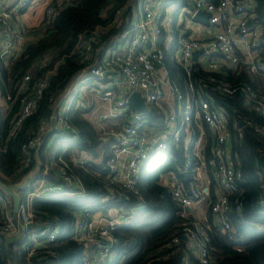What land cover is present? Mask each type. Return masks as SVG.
I'll use <instances>...</instances> for the list:
<instances>
[{"label":"built area","instance_id":"built-area-1","mask_svg":"<svg viewBox=\"0 0 264 264\" xmlns=\"http://www.w3.org/2000/svg\"><path fill=\"white\" fill-rule=\"evenodd\" d=\"M75 1L53 0L48 3L45 7V24L53 22L63 8ZM36 2L0 0V73L3 63L7 64L19 56L28 42L37 37L23 30L25 25L16 22L20 21L17 18L19 13L28 6L32 8ZM257 6L258 0H137V10L131 16L130 24L103 47L98 46L100 40L97 33L81 34L76 52L83 68L67 89L50 97L53 113L39 121L33 135L22 145L23 166L30 164L34 152L40 149L49 131H57L58 135H68L72 139L78 137L76 128L68 118L72 100L69 90L72 86L74 91L79 86L95 88L92 94L109 102V112L102 113L97 121L101 123L103 139L112 141V153L106 162L111 184L137 193L138 175L143 163L168 149L171 143H180L182 137L185 138V150L197 156L199 164L194 169L189 190L177 174L167 176L165 185L183 208L182 215L188 219L182 227V235L175 236L170 244H179L186 237L189 250L202 264L212 262L208 248L212 227L220 226L223 233L234 235L229 212L233 205L238 213L242 212L243 207L239 198L231 199L244 181L237 167L239 162L234 159L232 143L234 138L243 136L244 125L252 126L264 137V124L236 117L231 120L226 104L216 101L207 88L226 97L239 95L248 110L256 111L264 118V94L245 80L229 81L225 78L227 74H245L264 80V23L257 14ZM199 13H204L206 19H196ZM167 56L182 67L187 76L184 91L170 80L164 64ZM197 68L206 76L193 77ZM52 72L33 84V74L28 73L18 83L17 93L22 95V103L13 116L11 136L36 112L37 101L49 87ZM134 92L142 93L147 111L154 107L165 115L163 130L149 127L145 116L147 111L132 108L129 97ZM167 96L173 98L169 103L165 100ZM8 100L3 99L4 111L9 110ZM78 107L84 111L92 107L84 94L80 96ZM110 119L121 120L123 124L107 130L102 123ZM201 125L207 129L212 141V182L215 184L216 199L209 205L213 215L211 225L206 224L207 219L203 222L197 210L194 211L198 203L207 201L210 192L209 187L202 185L200 175L208 163L200 148L201 133L196 135L197 126ZM201 131L204 133V130ZM195 146L199 148L196 152ZM5 149L6 146H0V151ZM64 152L58 155L53 153L46 164L41 162L45 165L43 176L22 199L17 213L13 209V199L0 192V233L15 238L24 232L29 259L37 255L47 258L53 254L50 246L58 241L61 233V227L56 222L43 220L34 212L33 199L74 192L87 193L80 176L71 170ZM90 156L83 152L77 158L71 157V160L75 165L86 167L95 161ZM191 165L192 161L188 159L182 173H188ZM53 166L57 167L63 183L46 179ZM67 187L75 191L67 192ZM134 215L135 210L123 211L115 207L108 212L78 213L73 239L84 247L82 264H107L113 261L117 256L116 233ZM22 224L25 225L24 229ZM30 224L41 225L42 229L27 227ZM184 264H192L189 254L184 255Z\"/></svg>","mask_w":264,"mask_h":264},{"label":"trees","instance_id":"trees-1","mask_svg":"<svg viewBox=\"0 0 264 264\" xmlns=\"http://www.w3.org/2000/svg\"><path fill=\"white\" fill-rule=\"evenodd\" d=\"M136 10L137 0H76L63 8L53 22L45 24L19 56L2 64L0 146H6V149L0 151V179L11 184L20 182L31 171L35 172L27 188L20 191L23 199L42 178L44 164L52 159L53 153L58 155L66 149L64 155L69 160L70 168L80 176L87 193L35 197L32 201L34 212L43 220L56 222L61 227L58 241L50 246L54 253L47 258L37 255L29 259L24 232L15 238L0 233V264H82L84 247L73 239L78 213L108 212L113 207L123 211L135 210V215L127 225L118 229L117 256L107 264H184L186 254L191 256L192 264H202L189 250L187 240L170 244L175 236L182 235V227L188 219L182 215L183 208L173 198L169 187L162 184V179L175 173L184 187L190 188L194 169L199 164L197 156L185 150L184 137L180 143H171L168 149L145 161L138 175V192H129L111 184L107 177L106 162L112 153V141L103 139L87 118L88 110H80L76 102H72L68 118L76 128L78 137L72 139L68 135H58L57 131H49L40 149L34 152L30 164L24 167L22 163V145L33 135L39 121L53 113L50 97L67 89L83 68L76 52L79 36L95 32L99 35L98 46L103 47L130 24ZM257 14L264 23V0H258ZM262 55L264 57V48ZM164 64L170 80L184 91L187 76L183 68L170 56L165 58ZM48 72H52L50 85L37 101L36 112L11 136L12 119L22 103V95L17 93L18 83L25 74L32 73L33 84ZM198 76L204 77L206 74L197 68L193 77ZM225 78L229 81L245 80L264 94V80L259 76L253 79L245 74H227ZM207 90L216 101L231 106L227 107L231 120L236 117L264 124V118L258 112L248 110L239 95L226 97L209 88ZM3 99L9 101L8 111L2 108ZM145 116L147 124L154 130H163L166 125L165 115L158 108L151 107ZM232 148L244 181L231 199L239 198L243 207L242 212L238 213L233 205L229 212L234 235L212 227L208 242L212 262L209 264H264V137L252 126L244 125L243 136L234 138ZM71 151L78 154L86 152L95 161L86 167L75 165L71 160ZM204 154L206 161L211 163L213 155L209 144ZM188 159L192 165L188 173L183 174ZM152 160H156V165L149 168ZM56 168L53 166L50 169L46 179L61 184L63 180ZM213 187L209 192V205L216 199ZM66 191L75 190L67 187ZM0 192L5 193L2 189ZM212 222L213 215L209 210L206 224L211 225Z\"/></svg>","mask_w":264,"mask_h":264},{"label":"crops","instance_id":"crops-1","mask_svg":"<svg viewBox=\"0 0 264 264\" xmlns=\"http://www.w3.org/2000/svg\"><path fill=\"white\" fill-rule=\"evenodd\" d=\"M53 0H37V2L33 5L32 8H30L29 10L25 11L24 10L21 12L22 15L19 16L20 20L24 19L25 16L27 15L28 17V14L33 10V13L32 15H34L33 17V22L35 23L34 24H29L27 22V26L24 27L23 30L27 31L28 33L32 34V35H38V31L41 29V28H44V25H45V7L47 6L48 3H51ZM24 12V13H23ZM20 14V13H19ZM36 14V15H35ZM18 18V16H17ZM27 20V18H25ZM16 22H19V21H16ZM21 23V22H20ZM17 24V23H16ZM23 24V23H22ZM24 25V24H23ZM27 27H28V30H27ZM20 29V28H19ZM29 38V37H26V39ZM24 45V44H23ZM10 61V60H9ZM80 87V86H79ZM77 88L75 89V91L73 92V94L71 95V103L72 102H76V105H78L79 103V100H80V96L82 95V91H81V88ZM78 94V95H77ZM94 95V94H92ZM79 96V97H77ZM168 98V96L166 97ZM171 101V99H167V102L169 103ZM2 103L4 104V102L2 101ZM1 103V104H2ZM171 105V104H170ZM170 108H173V107H170ZM91 110V109H90ZM89 110V111H90ZM93 112V111H92ZM86 113V116L87 118H89L91 120V116H95L96 113ZM198 127V128H197ZM197 130H196V135L200 132V148L202 150V152L204 153V150L206 149V146L209 144L210 145V149H211V146H212V141H211V136L210 134L208 133L207 129L204 127V125H201V126H197ZM204 130V133L203 131ZM196 137V136H195ZM196 141V140H195ZM202 143V145H201ZM197 151L199 150V148H197V146L194 147V151ZM195 151V152H196ZM205 155V154H204ZM35 175V172H33ZM212 174H213V165H211V163H207V167H205L200 175H201V182L203 183L202 185L206 188V187H213L215 184L212 179ZM32 175V177H33ZM31 177V179H32ZM167 176H165L163 179H162V184L165 185L166 183V180H167ZM30 179V180H31ZM214 188V187H213ZM189 190V188H187ZM214 190V189H213ZM214 195H215V192H214ZM216 196V195H215ZM211 202V200L209 199V196H208V199L207 201H204L205 204H202L201 202L197 204V206L195 207V209L197 210V214L201 217L202 221L206 222V219H207V212H208V209H209V203ZM208 204V206H207ZM204 207V208H203Z\"/></svg>","mask_w":264,"mask_h":264},{"label":"rangeland","instance_id":"rangeland-1","mask_svg":"<svg viewBox=\"0 0 264 264\" xmlns=\"http://www.w3.org/2000/svg\"><path fill=\"white\" fill-rule=\"evenodd\" d=\"M31 6H28L24 9V12L29 10ZM23 12V13H24ZM33 13V10L28 14V17L27 15L25 16V18H27V20L24 18L22 20H20L19 22L23 23L25 26H27V22L29 24H34L35 23L33 22V17L34 15H32ZM22 13L20 12V14L18 15L21 16ZM36 15V14H35ZM27 30H28V27H27ZM85 77V75H84ZM81 91H82V94H84V96H86V99H88V103H90L92 105L91 107V110L88 111L87 113H96L95 116H91V121L92 123L95 125L97 131L100 133V130L102 129L101 127V123H98V118L99 116L102 114V113H107L109 112L108 111V106H109V102L108 101H102L100 100L96 95H92V93H95V88H87V86H84L81 88ZM74 92V86H72L69 90V95L71 96ZM169 99H173L171 96L168 97ZM168 98H165V100H167ZM121 124H123V122L121 120H114V119H110V120H107L105 124L102 123L103 127H106V129L108 130L110 127H119ZM106 136V135H104ZM82 153L78 154L76 151H71L70 153V156L73 158H77L78 156H80ZM91 157V156H90ZM93 157V156H92ZM156 165V160H152L150 163H149V168H153L154 166ZM202 203V202H201ZM202 204H205L206 203H202ZM208 206V204H207ZM204 208V207H203ZM196 211V209L194 210ZM208 212H209V209H208ZM208 212H207V216H208Z\"/></svg>","mask_w":264,"mask_h":264},{"label":"water","instance_id":"water-1","mask_svg":"<svg viewBox=\"0 0 264 264\" xmlns=\"http://www.w3.org/2000/svg\"><path fill=\"white\" fill-rule=\"evenodd\" d=\"M196 19L198 20H205L206 19V15L204 13H199L196 16ZM249 24H251V21H249ZM198 55V52L196 53V57ZM129 102L132 106L133 109L135 110H139V111H147V105L145 103V100L142 96L141 92H134L130 95L129 97ZM227 107L231 108L230 105L226 104ZM33 171H31L28 175H26L25 177H23V179L20 182H16V183H11V184H6L5 182H3L0 179V189H2L7 195H9L12 199H13V209L14 212L17 213L21 202H22V196L20 194V191L24 190L25 188H27V186L29 185L30 179L33 175ZM186 174V172L184 173ZM124 199V197L122 198ZM34 224H30L27 227H34ZM22 228H25V225L22 224ZM35 228L37 230L42 229L41 225L35 226ZM219 228H221L219 226ZM186 239V237H184Z\"/></svg>","mask_w":264,"mask_h":264}]
</instances>
